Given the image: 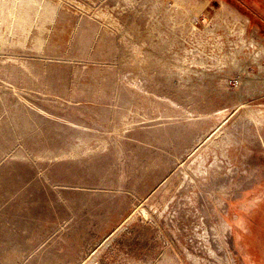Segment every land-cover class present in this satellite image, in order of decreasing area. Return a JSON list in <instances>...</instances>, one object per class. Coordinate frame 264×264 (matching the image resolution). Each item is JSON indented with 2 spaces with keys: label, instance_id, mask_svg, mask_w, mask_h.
Instances as JSON below:
<instances>
[{
  "label": "rangeland",
  "instance_id": "rangeland-1",
  "mask_svg": "<svg viewBox=\"0 0 264 264\" xmlns=\"http://www.w3.org/2000/svg\"><path fill=\"white\" fill-rule=\"evenodd\" d=\"M0 264H264V0H0Z\"/></svg>",
  "mask_w": 264,
  "mask_h": 264
}]
</instances>
